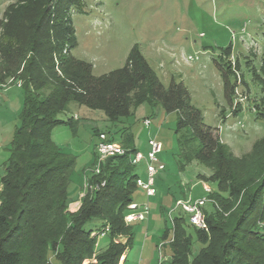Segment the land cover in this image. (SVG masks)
I'll use <instances>...</instances> for the list:
<instances>
[{
	"label": "trees",
	"instance_id": "1",
	"mask_svg": "<svg viewBox=\"0 0 264 264\" xmlns=\"http://www.w3.org/2000/svg\"><path fill=\"white\" fill-rule=\"evenodd\" d=\"M82 5L83 0H45L41 18L25 33L0 35V86L11 80L24 92L0 179V264H51L50 255L54 264H120L132 247L133 223L124 217L128 205L138 202L140 174L129 152L107 158L99 174L86 170L85 179L100 188L87 190L79 208L69 209L67 188L75 158L60 149L52 130L61 124L76 129L73 117L60 118L71 102L102 110L111 121L130 116L144 102L177 113L175 133L183 158L206 164L219 188L209 192L212 211L204 208L206 228L196 229L200 248L191 264H264V231L253 226L264 211V180L255 187L238 182L230 147L221 141L218 128L204 122L183 80L172 77L166 87L137 45L122 67L100 76L91 63L76 58L72 12ZM262 70L264 94V64ZM258 115L264 120L263 109ZM126 132L122 143L134 152ZM185 216L172 220L170 264H188L192 238ZM106 227L110 242L96 252Z\"/></svg>",
	"mask_w": 264,
	"mask_h": 264
},
{
	"label": "rangeland",
	"instance_id": "2",
	"mask_svg": "<svg viewBox=\"0 0 264 264\" xmlns=\"http://www.w3.org/2000/svg\"><path fill=\"white\" fill-rule=\"evenodd\" d=\"M44 4L45 0H0V35L25 33L31 22L41 18ZM72 24L77 41L72 54L91 63L94 75L122 67L137 45L166 87L172 77L183 80L204 122L218 128L221 141L230 147L238 182L255 187L264 180V120L258 115L259 109L264 110L259 83L264 64V0H83L82 7L72 12ZM23 104L20 85L7 80L0 86V179ZM70 117L76 129L57 125L52 137L75 158L67 188L71 203L86 192L84 173L94 163L98 132L123 142L122 133L127 131L136 149L145 154L150 138L162 142L158 158L165 169L155 176L154 196L137 191V201L147 204L149 211L147 219L132 224L135 235L125 264H170L172 220L185 216L177 200L208 199L206 187L210 192L219 190L206 164L183 158L175 133L177 113L144 102L130 116L111 121L102 110L71 102L60 115L64 120ZM147 117L149 127L143 123ZM137 169L147 179L145 166ZM204 208L212 211L211 200ZM185 218L192 238L191 264L200 248L199 227ZM253 226L264 231V211ZM109 242L108 235L99 236L95 250H104Z\"/></svg>",
	"mask_w": 264,
	"mask_h": 264
},
{
	"label": "built area",
	"instance_id": "3",
	"mask_svg": "<svg viewBox=\"0 0 264 264\" xmlns=\"http://www.w3.org/2000/svg\"><path fill=\"white\" fill-rule=\"evenodd\" d=\"M145 126L149 127L151 125V119L145 118L143 120ZM149 150L145 154L140 150L134 152L130 151L124 146L122 142L116 141L112 135L108 132H99L97 134V143L95 144V163L88 169L89 172L99 174L101 172L102 163L109 157L117 155H125L129 152V160L136 166L143 164L147 172V179H143L138 176L136 183L137 187L142 189L147 196H154L157 193L156 189V178L155 176L158 172L163 171L165 166L159 161L158 154L162 152L163 145L162 142L150 138L148 141ZM89 174V173H88ZM102 182L101 185H104ZM100 188V184H90L88 178L85 179V190H97ZM207 192H210L209 188H205ZM208 199L206 197L198 200H177V206L188 217L189 222L199 228H206V214L204 212V207ZM127 213L125 214V221L127 223H134L138 221H143L147 219L148 206L138 202H132L127 207ZM109 232V228L106 227L102 230L100 236H105Z\"/></svg>",
	"mask_w": 264,
	"mask_h": 264
},
{
	"label": "crops",
	"instance_id": "4",
	"mask_svg": "<svg viewBox=\"0 0 264 264\" xmlns=\"http://www.w3.org/2000/svg\"><path fill=\"white\" fill-rule=\"evenodd\" d=\"M0 187H1V183H0ZM80 204H81V199L79 201H75V202H72V203L70 202L69 203V209L72 210V211H75V210H77L79 208ZM96 252H98V251L96 250ZM127 253L123 255V257H122V259L120 261V264H125V260H126L125 258H127Z\"/></svg>",
	"mask_w": 264,
	"mask_h": 264
}]
</instances>
